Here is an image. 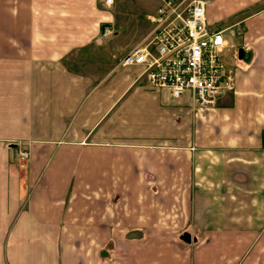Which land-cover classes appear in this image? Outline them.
I'll use <instances>...</instances> for the list:
<instances>
[{"label":"crops","instance_id":"0c3cea01","mask_svg":"<svg viewBox=\"0 0 264 264\" xmlns=\"http://www.w3.org/2000/svg\"><path fill=\"white\" fill-rule=\"evenodd\" d=\"M159 3L0 0V264H264V0H205L204 109L122 62Z\"/></svg>","mask_w":264,"mask_h":264},{"label":"built area","instance_id":"2783aa9c","mask_svg":"<svg viewBox=\"0 0 264 264\" xmlns=\"http://www.w3.org/2000/svg\"><path fill=\"white\" fill-rule=\"evenodd\" d=\"M204 5L205 0H160L153 29L122 57L124 64L143 66L150 86L168 88L174 97L189 91L200 109L214 106L234 86V70L222 58L233 44L222 29L208 25Z\"/></svg>","mask_w":264,"mask_h":264},{"label":"rangeland","instance_id":"374dc122","mask_svg":"<svg viewBox=\"0 0 264 264\" xmlns=\"http://www.w3.org/2000/svg\"><path fill=\"white\" fill-rule=\"evenodd\" d=\"M156 4V0H150V6H153V5H155ZM153 7H155V6H153ZM227 38L228 37H230V41L231 42H233V44L235 45L232 49H231V53H230V51L229 52H227V53H223L222 54V58L225 60V62H228V63H230L231 62V57L234 55V56H236L237 57V55H238V51H239V46L237 45V44H235V36H232L231 35V33L230 32H227V36H226ZM232 55V56H231ZM186 94V93H185ZM185 96H187V95H185ZM23 151H25V152H27L26 151V149L25 148H21V149H19L18 150V157L20 158V159H24V158H26L27 156H28V153L26 154V156H22L21 155V152H23Z\"/></svg>","mask_w":264,"mask_h":264},{"label":"water","instance_id":"95a60500","mask_svg":"<svg viewBox=\"0 0 264 264\" xmlns=\"http://www.w3.org/2000/svg\"><path fill=\"white\" fill-rule=\"evenodd\" d=\"M241 52H242V49L239 48V51H238V57H239V58L241 57Z\"/></svg>","mask_w":264,"mask_h":264}]
</instances>
